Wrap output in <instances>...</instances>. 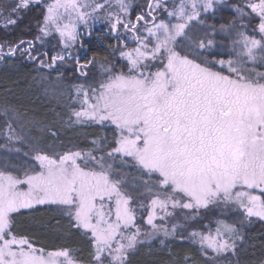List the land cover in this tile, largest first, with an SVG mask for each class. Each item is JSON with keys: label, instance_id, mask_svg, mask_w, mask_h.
Instances as JSON below:
<instances>
[{"label": "snow or ice", "instance_id": "1", "mask_svg": "<svg viewBox=\"0 0 264 264\" xmlns=\"http://www.w3.org/2000/svg\"><path fill=\"white\" fill-rule=\"evenodd\" d=\"M221 2L146 0L133 21L127 0H115L117 12L110 10L112 0H52L33 40L0 41V62L27 58L42 69L59 70L65 60L76 59L82 75L92 61L81 65L68 51L80 24L104 19L117 39L123 29L136 44L124 50L125 40L121 69H106V78L95 87L76 88L82 101L72 111L74 122L109 123L117 133L111 142L93 140L88 151L49 154L17 133L15 117L7 119L12 113L5 110L0 132L8 144L19 145L17 154L27 147L23 156L30 159L22 167L5 162L0 168V264H84L67 247L46 252L17 233L14 214L37 205L56 206L69 229L88 238V264H131L138 247L161 232L176 238L178 225L166 223L177 209L189 210L186 222L210 208L264 220V71L259 70L264 68V0H244L235 9L240 28L251 25V32L234 23L221 25L219 31L231 38L227 59L221 58L225 46L214 38L217 29L202 19ZM32 3L0 0L3 27L16 25ZM53 34L60 37L62 51L50 55L37 42L42 45ZM129 165L140 174L136 183L147 206L127 190L121 169ZM134 204L146 209L151 231H142ZM189 236L199 238L204 256L209 251L234 254L242 239L223 219L201 218V230ZM215 256L209 264H215ZM183 264L195 260L185 256Z\"/></svg>", "mask_w": 264, "mask_h": 264}, {"label": "trees", "instance_id": "2", "mask_svg": "<svg viewBox=\"0 0 264 264\" xmlns=\"http://www.w3.org/2000/svg\"><path fill=\"white\" fill-rule=\"evenodd\" d=\"M127 1L132 4L131 17L134 21L135 14L144 8L146 0ZM243 4L244 0H222L216 5L215 12L202 13L205 24L213 25L217 29L214 38L218 44H225L230 39L225 32L219 31L221 25L234 23L240 28L241 20L235 9L243 7ZM42 17L43 11L39 5L30 6L19 14L16 25L7 28L0 25V41L33 40L42 23ZM243 24L248 25V19L243 20ZM240 30L251 32V25ZM125 38L122 34L120 39H117L110 30H105L103 38L86 40V56L92 63L86 75H79L73 64L69 79L61 78L60 70L38 69L36 63L30 62L27 58H9L0 62V113L10 110L11 118L15 117L13 127L16 132L42 149L88 151L93 140L111 142L116 135L114 126L74 122L73 92L75 87L88 88L89 83L100 80L101 76L104 78L106 69L119 70L126 64L119 56V51L123 48L125 40L129 48L135 42L132 41L131 35ZM50 45L49 41L38 47L41 51H46ZM221 58L227 59L228 55L224 54ZM259 70L264 71V68ZM47 78L55 84H60L58 94L53 95L44 90ZM2 126L0 120V127ZM7 146L9 144L6 142L5 132H0V153ZM13 159L8 158L12 165L16 164ZM121 174L129 181L141 178L139 172L130 165L121 169ZM14 216L17 233L28 237L36 247L43 248L46 252L67 247L82 259L84 264H88L90 250L88 238L70 230L67 217L55 206L37 205L32 209H20ZM222 217L236 226L242 239H237L235 253H231L219 264H264V220L255 217L245 218L236 212ZM162 240L164 244L160 243L161 240L154 239L138 247L129 258L131 264H183L185 256L194 258L195 264H209L211 260L209 255H202L200 247L187 238L181 240L177 237H168Z\"/></svg>", "mask_w": 264, "mask_h": 264}, {"label": "rangeland", "instance_id": "3", "mask_svg": "<svg viewBox=\"0 0 264 264\" xmlns=\"http://www.w3.org/2000/svg\"><path fill=\"white\" fill-rule=\"evenodd\" d=\"M51 2H52V0H39V3H36L35 0H33V3H32L31 6L39 5L40 8L42 9L43 15H44V12H45V9H46V5L49 4V3H51ZM82 2H83V0H82ZM87 2H91V0H88ZM127 2L130 4V11H131L132 4L129 1H127ZM112 4H113V7L110 10L113 11V12L119 11V9L115 6V0H112ZM89 11H90V9H89ZM210 11H212V10H209L207 13H209ZM98 15L102 17L103 16V13H98ZM236 15L239 18V15H238L237 12H236ZM131 19H132V17H131ZM133 19L135 20V18H133ZM0 25L3 26V23L0 22ZM96 26L98 28H100V29L110 30V25L104 19H97V20L89 19L88 26H85L84 24H80L79 25V27H78L79 35L80 34L87 35L86 33L90 32V29L91 28H94ZM122 34H124V30L123 29L120 30V36ZM113 35L116 36V34H114V33H113ZM127 40H130V39H127ZM49 41H50L51 45L47 48L46 51H49V54L50 55L55 54L56 52H61L62 51V45L59 42L60 41V37L58 35L53 34V35H51L49 37L44 38V42L43 43H46V42H49ZM83 44L85 45V43H83ZM221 44H223L225 46L224 54H227V51L226 50L228 48H231V46H232L231 45V38L225 44L224 43H221ZM39 45H41V44L39 42H37V47ZM135 46H136V44H134L130 48L127 47L124 50L131 49V48H133ZM43 51H45V50H43ZM68 51L71 52L73 56L78 55V53L81 50L79 49V46H78L77 41L75 42V44ZM119 53H120V51H119ZM119 56H120V54H119ZM87 61H89V60H85L84 63H86ZM72 66H73V61H70V60H65L62 64H59L58 65L59 70H60L59 72L61 73V78L66 79V77H67V79H69L70 74L72 72ZM37 67H38V69H42L38 65H37ZM73 67H74V70L79 75H82L81 72L78 71L77 66H73ZM88 68H89V65L87 66V68L83 69V71L86 74L88 72ZM46 70L47 71H53L55 69H46ZM125 71H126V69H125ZM105 78H106V71H105L104 78L101 76V79L100 80H98L96 82L93 81V82L89 83V86L95 87V86L98 85V83L101 80H104ZM59 86H60V84H55L54 82H52L48 78L45 79L44 90L46 92H48L50 94H53V95H56L59 92ZM76 88L77 87L74 88V92H73L74 97H73V99L75 101V103H74L75 110H79L80 109V106H81L82 97H80V98L77 97ZM5 119H6V117L4 116V113H0V120L2 122V125H4ZM7 119L11 120L12 118H11V116H8ZM105 124H109V123L105 122ZM13 126H14V121H13ZM15 148H16L15 144H9V146H7L5 149H3V151L0 153V168L5 167V162L7 163V166L9 168H12V167H22L23 165H25L29 161L30 158H26V157L23 156V152L28 150V149L25 150V148H27V147H24L21 150V153H19V154L16 153ZM43 150L46 151V152H48L49 154L63 153V152H65V150L62 151V150H58L57 148L56 149L55 148H52V149H43ZM66 151H69V150H66ZM71 151H74V150H71ZM10 157L14 158L13 160L16 161V164H13L12 165V164H10L11 162H8V158H10ZM20 174H22V173H20ZM140 179L141 178H134V179H132L130 181L128 180L129 182L126 185V187H127V190L130 192V194H132L138 201L143 202L145 204V206H147L148 205V199H147L146 195H141L142 193H144V189H143V187L140 184L136 183V181H139ZM133 207H136L137 220H138V223L141 225L142 231H144V232L151 231L150 227L147 226L146 223H145V220H146V217H147V211H146V209L140 208L136 204H134ZM60 211L62 212V210H60ZM232 212H235V211L234 210H223L221 208L201 209L200 210V215L197 217V220H195V221L189 220V221L186 222L184 220V216L186 214H190L189 213V210H180V209H177L175 216L168 217L167 218L166 226L169 227V228H171V226L173 224L178 225V227H177V233H178L177 238H179L182 235L183 238H187L192 243H194L195 245H197V246L200 247L199 238L197 237L195 239V241H194L189 236V233L193 229L201 230V218H203V222H209V221L215 222L217 219H223L222 216H224L225 214H229V213H232ZM160 215H162V213H160L158 211L157 212V216L159 217ZM255 218H258V217H255ZM258 219H260V218H258ZM155 222L157 224H160L161 223V221L159 219H157ZM214 227H215V225L213 223V231H214ZM164 238L165 237H164L163 233L161 232L155 239L162 240ZM152 240H154V239H152ZM152 240H150V241H152ZM146 242H149V241H146ZM231 253L232 252L229 251V252L224 253L222 255L215 256V254H213V253H211L209 251L208 255L211 257V259L213 258V256H215V262L219 264L224 259H227L228 256L231 255Z\"/></svg>", "mask_w": 264, "mask_h": 264}, {"label": "flooded vegetation", "instance_id": "4", "mask_svg": "<svg viewBox=\"0 0 264 264\" xmlns=\"http://www.w3.org/2000/svg\"><path fill=\"white\" fill-rule=\"evenodd\" d=\"M87 35H83L80 34L78 39H77V43L79 46V49L81 50L78 55L74 56L79 58L80 64L83 65L85 64V60H88V56H86L87 54V45H84L83 43L86 42V40L88 39H98V38H103L105 35V30L104 29H100L97 26L94 28L90 29V32L86 33ZM84 45V46H83ZM49 52V51H48ZM70 61H73V64H75V66H77L76 63V59H71ZM91 63H89L88 65H90Z\"/></svg>", "mask_w": 264, "mask_h": 264}]
</instances>
